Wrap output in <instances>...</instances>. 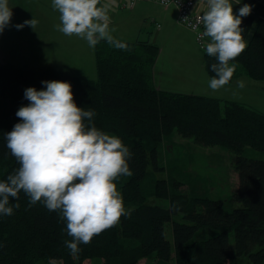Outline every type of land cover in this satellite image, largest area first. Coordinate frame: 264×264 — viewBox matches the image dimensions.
I'll return each mask as SVG.
<instances>
[{
	"label": "trees",
	"instance_id": "16d2710c",
	"mask_svg": "<svg viewBox=\"0 0 264 264\" xmlns=\"http://www.w3.org/2000/svg\"><path fill=\"white\" fill-rule=\"evenodd\" d=\"M242 1L252 6L241 24L247 47L230 61L235 65L230 82L238 74L264 81V5ZM232 3L238 14L240 6ZM120 41L126 50L106 41L94 47L95 79L53 68L16 67L0 60V181L19 167L5 135L21 122L16 112L29 104L25 90H43V81L69 82L77 106L94 111L95 126L119 137L133 153L128 161L133 174L115 181L130 215L89 244H80L81 250L73 255L65 245L72 238L59 213L49 211L42 202L30 206L29 197L21 191L18 200L9 198L10 206L19 203L20 207H14L11 216L0 214V264H57L54 260L87 264L94 259L103 264L141 260L144 264L150 260L156 264H237L241 256L252 264H264V159L242 153L245 147L264 152V112L239 101L158 89L152 75L158 46L149 40ZM203 57L212 77L210 65L216 60L205 50ZM175 134L233 153L238 184L227 200L179 191L180 181L175 178L152 175L147 182L151 172L168 170L162 163L161 145ZM178 175L191 186L201 183L200 178H191L186 166H181ZM151 196L169 203L151 202ZM169 221L172 242L165 231ZM202 230L204 235L198 238Z\"/></svg>",
	"mask_w": 264,
	"mask_h": 264
},
{
	"label": "clouds",
	"instance_id": "9594fccd",
	"mask_svg": "<svg viewBox=\"0 0 264 264\" xmlns=\"http://www.w3.org/2000/svg\"><path fill=\"white\" fill-rule=\"evenodd\" d=\"M206 3L207 10L190 27L198 31L203 25L201 39L209 38L210 42L202 46L216 60L210 65L214 75L209 87L217 91L234 74L235 65L230 61L247 47L241 24L252 6L244 4L237 14L232 0ZM52 7L59 13L56 28L64 35L84 39L90 47L106 41L117 49H127L111 34L114 29H110L109 6L101 5V0H52ZM12 16L8 0H0V34L10 25ZM37 23L33 18L15 27L19 30L28 25L34 30ZM42 83L46 86L43 90H25L29 104L16 112L21 122L5 135L6 146L19 167L0 181V214H13L14 207L20 205L10 206L9 198L18 200L23 191L30 206L42 202L49 211L59 213L72 238L65 245L75 255L81 250L80 244H89L130 215L115 181L133 174L128 163L133 153L119 137L95 126L94 111L77 106L69 82ZM237 87L243 88L244 82L238 81Z\"/></svg>",
	"mask_w": 264,
	"mask_h": 264
},
{
	"label": "crops",
	"instance_id": "0c3cea01",
	"mask_svg": "<svg viewBox=\"0 0 264 264\" xmlns=\"http://www.w3.org/2000/svg\"><path fill=\"white\" fill-rule=\"evenodd\" d=\"M124 2L127 0H101V5L109 6L110 29H114L111 34L118 40L135 41L145 33L146 36L140 40H149L158 46L159 51L152 72L154 84L158 89L237 101L233 98L220 97L219 94L226 91L227 86L238 81L248 83L249 86L252 83L249 81H257L245 74H238L219 90H211L209 87L211 77L206 71L203 54L197 50L195 34L178 23L176 7L173 5L164 7L145 0L138 1L132 7H122L121 4ZM195 2L196 11L204 13L207 10L206 0ZM256 2L264 5V0ZM8 6L12 9L13 16L10 25L0 35L9 31L18 32L26 39H30L35 48L45 50L46 55L52 50L53 64L83 66L78 71L68 68H61L59 71L83 78H96L94 47H90L84 39L66 36L57 30L56 25L60 24L59 13L52 7V0H8ZM33 18L38 21L34 30L28 25L19 30L15 27ZM156 24L159 27H156ZM164 42L168 48L164 46ZM165 48L167 51L164 53ZM159 63V71L156 74L155 70ZM92 64L94 70L91 68Z\"/></svg>",
	"mask_w": 264,
	"mask_h": 264
},
{
	"label": "rangeland",
	"instance_id": "374dc122",
	"mask_svg": "<svg viewBox=\"0 0 264 264\" xmlns=\"http://www.w3.org/2000/svg\"><path fill=\"white\" fill-rule=\"evenodd\" d=\"M146 34L140 35V39H143ZM127 41V40H126ZM132 41V40H131ZM166 42H164L165 44ZM168 48V45H164ZM197 50L200 54H203V50L199 48L196 43ZM164 49V53L167 49ZM163 55H166L164 54ZM52 50L46 55L45 50L35 48L30 39H26L22 34L18 32L9 31L6 34L0 35V60L4 62L12 63L16 67L24 68H54L61 70V68L68 69H80L83 66L79 65H67L63 66L60 64H53L51 62ZM203 56V55H202ZM93 65V64H92ZM91 68L94 67V65ZM159 65L156 68V74L159 71ZM85 68V67H84ZM95 68V67H94ZM94 68H92L94 70ZM95 77V76H93ZM250 84L244 82V87H237V83H233L227 86L226 91L224 90L219 94L220 97L233 98L239 102L251 105L253 108L264 112V81H249ZM162 163L167 164L166 168L168 170L157 171L156 173L151 172L149 177L154 175L156 178L164 177L168 180L175 178V180L180 181L178 190L185 193H200L206 194L210 197L228 199L231 193L236 189L238 184L237 173L231 162V157L233 153L227 149L219 146H202L200 144L194 143L193 140L181 138L178 134L165 138L162 141ZM243 155L264 159V152L256 150L250 147H245L243 150ZM170 159V161H169ZM177 160V161H176ZM169 161V162H168ZM176 162V163H175ZM177 165V166H175ZM181 166H186V171L192 175L191 178H200L201 183H195L194 186L183 183V176L178 175L181 170ZM151 170V166L148 167ZM185 172V169H182ZM206 190V192L204 191ZM149 201L168 205L169 201L166 199H161L151 196ZM228 202V201H227ZM227 205H230L228 202ZM237 203H232V206H236ZM166 237L173 241L171 221L165 225ZM204 235V230L200 231L197 237H202ZM229 242L233 249L234 235L233 232H229ZM54 263L60 264L61 260H54ZM144 260L139 261L138 264H144ZM87 264H103L101 259H94ZM149 264H156L155 261L150 260ZM237 264H252L246 256H241L237 258Z\"/></svg>",
	"mask_w": 264,
	"mask_h": 264
},
{
	"label": "built area",
	"instance_id": "2783aa9c",
	"mask_svg": "<svg viewBox=\"0 0 264 264\" xmlns=\"http://www.w3.org/2000/svg\"><path fill=\"white\" fill-rule=\"evenodd\" d=\"M138 1H142V0H127V2L122 3L121 6L132 7ZM145 1L154 2L164 7H167L169 5L175 6L177 9L178 23L193 31V33L195 34V40L197 45L199 46L200 49L205 50L202 45L210 41L209 38L207 37H203V39H201L202 33L204 31L203 25L199 26L198 31H194L193 28L190 27V25H195L197 23V18L199 16L203 15L202 12L196 11L194 9L196 3L195 0H145ZM232 2L236 3V0H232ZM244 4L247 3L241 0V3L237 5L242 7ZM156 27H159V25L156 24Z\"/></svg>",
	"mask_w": 264,
	"mask_h": 264
}]
</instances>
